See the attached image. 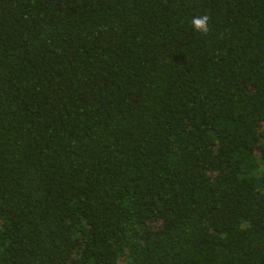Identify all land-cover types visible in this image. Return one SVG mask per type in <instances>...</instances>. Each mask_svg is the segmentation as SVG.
<instances>
[{
    "label": "trees",
    "instance_id": "1",
    "mask_svg": "<svg viewBox=\"0 0 264 264\" xmlns=\"http://www.w3.org/2000/svg\"><path fill=\"white\" fill-rule=\"evenodd\" d=\"M0 264H264V0H0Z\"/></svg>",
    "mask_w": 264,
    "mask_h": 264
},
{
    "label": "clouds",
    "instance_id": "2",
    "mask_svg": "<svg viewBox=\"0 0 264 264\" xmlns=\"http://www.w3.org/2000/svg\"><path fill=\"white\" fill-rule=\"evenodd\" d=\"M209 20L210 17L207 14L194 17L192 19V25L197 32L207 34L210 31Z\"/></svg>",
    "mask_w": 264,
    "mask_h": 264
}]
</instances>
